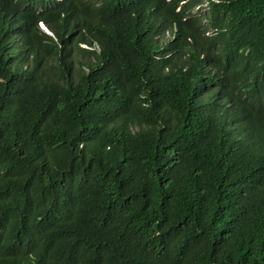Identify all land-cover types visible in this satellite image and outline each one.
<instances>
[{
  "label": "trees",
  "instance_id": "1",
  "mask_svg": "<svg viewBox=\"0 0 264 264\" xmlns=\"http://www.w3.org/2000/svg\"><path fill=\"white\" fill-rule=\"evenodd\" d=\"M0 264H264V0H0Z\"/></svg>",
  "mask_w": 264,
  "mask_h": 264
},
{
  "label": "clouds",
  "instance_id": "2",
  "mask_svg": "<svg viewBox=\"0 0 264 264\" xmlns=\"http://www.w3.org/2000/svg\"><path fill=\"white\" fill-rule=\"evenodd\" d=\"M198 8H199V7H198ZM41 26H43V28H44L45 30H47L46 32L52 34V33L48 30L47 26H46L43 22L40 23V27H41ZM43 28H42V29H43ZM44 29H43V30H44ZM45 30H44V31H45ZM172 36H173L172 32H171V31H167V33H166V35H165V38L169 39V38H171ZM82 46H86V47H87L86 44H82Z\"/></svg>",
  "mask_w": 264,
  "mask_h": 264
},
{
  "label": "rangeland",
  "instance_id": "3",
  "mask_svg": "<svg viewBox=\"0 0 264 264\" xmlns=\"http://www.w3.org/2000/svg\"><path fill=\"white\" fill-rule=\"evenodd\" d=\"M204 6H206V4H204L203 7H204ZM197 10H198V7H195L192 11H193V12H196ZM41 28H43V26H41ZM43 29H44V28H43ZM44 30H45V29H44ZM45 31H47V30H45ZM166 39H167V38H166Z\"/></svg>",
  "mask_w": 264,
  "mask_h": 264
}]
</instances>
